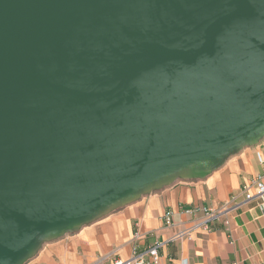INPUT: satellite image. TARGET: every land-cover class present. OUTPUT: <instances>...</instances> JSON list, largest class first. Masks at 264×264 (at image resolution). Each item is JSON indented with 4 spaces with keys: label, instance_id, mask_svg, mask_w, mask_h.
<instances>
[{
    "label": "water",
    "instance_id": "obj_1",
    "mask_svg": "<svg viewBox=\"0 0 264 264\" xmlns=\"http://www.w3.org/2000/svg\"><path fill=\"white\" fill-rule=\"evenodd\" d=\"M264 117V0H0V264Z\"/></svg>",
    "mask_w": 264,
    "mask_h": 264
},
{
    "label": "crops",
    "instance_id": "obj_2",
    "mask_svg": "<svg viewBox=\"0 0 264 264\" xmlns=\"http://www.w3.org/2000/svg\"><path fill=\"white\" fill-rule=\"evenodd\" d=\"M261 155L262 160L258 158ZM264 176V117L190 162H174L121 193L91 205L44 231H34L4 264H111L163 241L160 264H264V219L257 201L199 225L204 208L243 201L252 178ZM196 209L186 214V209ZM174 212L172 225L165 213ZM229 218V225L224 222ZM189 230L191 237H177ZM142 237L135 238L136 233ZM136 248V250H135Z\"/></svg>",
    "mask_w": 264,
    "mask_h": 264
},
{
    "label": "built area",
    "instance_id": "obj_3",
    "mask_svg": "<svg viewBox=\"0 0 264 264\" xmlns=\"http://www.w3.org/2000/svg\"><path fill=\"white\" fill-rule=\"evenodd\" d=\"M258 158L262 160L261 155L258 154ZM251 186L254 187L255 193H251L248 189L244 192V200L243 201H237L235 197H232V199L228 202H226L222 209L219 210H213V209H206L204 208L205 212V219L199 223V225H203L205 228H207L209 222L213 221L214 219H219L223 216H226L230 211H236L238 208H240L245 202L257 201V205L261 211V214L264 219V176L263 175H256L252 178ZM196 211V209L190 208L186 209L184 212L186 214H191L192 212ZM174 212L171 210H168L164 215V221L166 225H172L174 223L173 219ZM224 222L226 225H229V218H225ZM191 237V232L189 230H184L180 232L177 237L183 238V237ZM142 237V233H136L135 238ZM163 245V241L157 239L151 246H149L147 249L137 252L135 251L133 256L130 258L124 259L116 254L112 255L111 258V264H160V254L159 249ZM136 250V248H135Z\"/></svg>",
    "mask_w": 264,
    "mask_h": 264
}]
</instances>
